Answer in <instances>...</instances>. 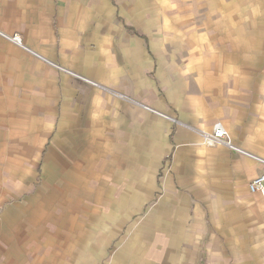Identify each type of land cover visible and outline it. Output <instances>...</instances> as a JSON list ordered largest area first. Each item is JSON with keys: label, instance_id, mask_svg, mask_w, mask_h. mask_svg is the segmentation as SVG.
<instances>
[{"label": "crops", "instance_id": "1", "mask_svg": "<svg viewBox=\"0 0 264 264\" xmlns=\"http://www.w3.org/2000/svg\"><path fill=\"white\" fill-rule=\"evenodd\" d=\"M260 160L264 0H0V264H264Z\"/></svg>", "mask_w": 264, "mask_h": 264}, {"label": "built area", "instance_id": "2", "mask_svg": "<svg viewBox=\"0 0 264 264\" xmlns=\"http://www.w3.org/2000/svg\"><path fill=\"white\" fill-rule=\"evenodd\" d=\"M11 41L18 46H22L19 36H14L11 38ZM201 138L203 140V144L207 148L225 147L234 152H243L233 144L227 128L221 122H217L213 126L211 132L202 131ZM260 162L263 165V171L258 177L250 182L249 191L252 194H260L262 197H264V160H260Z\"/></svg>", "mask_w": 264, "mask_h": 264}]
</instances>
